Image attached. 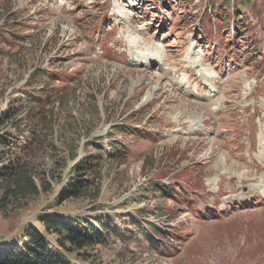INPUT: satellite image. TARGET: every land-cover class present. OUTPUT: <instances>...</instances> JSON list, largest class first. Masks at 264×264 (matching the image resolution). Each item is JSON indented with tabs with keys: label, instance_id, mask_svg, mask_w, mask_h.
<instances>
[{
	"label": "rangeland",
	"instance_id": "rangeland-1",
	"mask_svg": "<svg viewBox=\"0 0 264 264\" xmlns=\"http://www.w3.org/2000/svg\"><path fill=\"white\" fill-rule=\"evenodd\" d=\"M24 92L54 106L39 157L51 190L0 216V246L44 219L101 216L125 241L74 264H264V198L238 205L264 179L261 141L249 149L264 134V0H0V117ZM27 107L36 121L0 131L42 130ZM94 138L122 158L102 164L98 198L61 201Z\"/></svg>",
	"mask_w": 264,
	"mask_h": 264
},
{
	"label": "trees",
	"instance_id": "trees-1",
	"mask_svg": "<svg viewBox=\"0 0 264 264\" xmlns=\"http://www.w3.org/2000/svg\"><path fill=\"white\" fill-rule=\"evenodd\" d=\"M223 20L224 25L231 21L227 17ZM39 80L46 81V74ZM38 96H44V93H37L36 97ZM17 102L40 107V114L37 117L40 118L42 130L33 125L29 129L30 137L26 140H23L21 133L14 136L0 131V216L4 218L26 209L33 199L51 190L46 179V170L43 169L46 162L44 160L40 162L39 157L44 153L42 148L46 142L44 139L52 131L49 125L52 123L54 106L43 109L39 105V99L33 100L29 92H24L9 107L8 113L0 117V126L12 122V127L17 128L18 122L14 120L20 113H24L21 122L26 121L29 124L36 121L32 118L35 115L34 111L31 113L32 108L27 105L18 106ZM118 145L110 143L103 148L99 144V138H94L90 146L96 148L95 151L75 165L71 171L69 184L61 191L60 200L89 199L91 196L98 198L102 164L122 158ZM77 157L75 153L72 159L76 160ZM157 189L160 191L158 197L168 199L183 194L170 187L158 186ZM41 226L42 229L29 226L24 230L18 243L0 246V264H74L70 257L73 254L81 258L84 256L83 253L87 255L89 250L106 249L125 241L121 224L111 217L44 219ZM151 227L144 223L140 229L147 231ZM150 233L152 236L142 233L150 242H153L152 237L162 234L155 228ZM50 238H54V242Z\"/></svg>",
	"mask_w": 264,
	"mask_h": 264
},
{
	"label": "bare ground",
	"instance_id": "bare-ground-1",
	"mask_svg": "<svg viewBox=\"0 0 264 264\" xmlns=\"http://www.w3.org/2000/svg\"><path fill=\"white\" fill-rule=\"evenodd\" d=\"M158 66V67H161V66H164L165 65V59L162 57V56H160V58H156V59H154V61L151 63V66ZM196 68H198L197 66H195ZM201 72V71H200ZM200 76V78H202V80H203V78L205 77V76H203V75H199ZM205 86H207V88H209L210 90L211 89H214L213 87H211V85H210V87H208V85L206 84ZM196 114V113H195ZM192 117V116H191ZM198 120V119H197ZM200 120V119H199ZM194 122V121H193ZM198 123V122H197ZM263 137H264V134L262 133L261 135H259V137H257V140H250V144H249V149H251L252 147H255V144H256V142H259L258 141V139L261 141V142H259L260 144H262L263 145V147H264V139H263ZM255 159L256 160H258L259 161V163H260V165H262V168H261V172H263L264 173V164H261V163H264V149H262L261 150V153H260V155H256L255 156ZM255 167V166H254ZM235 169V168H234ZM234 171H236V170H234ZM256 173H257V170H256ZM236 175V174H235ZM245 174H243V176H244ZM247 176V175H246ZM234 177V176H233ZM232 177V178H233ZM239 177H241V175L239 176ZM238 177V178H239ZM250 177V176H249ZM242 179V178H241ZM249 179V178H248ZM248 179H247V181H248ZM237 180V179H236ZM239 180V179H238ZM244 180H246V178L244 179ZM250 180V179H249ZM251 181H255V180H251ZM214 183V182H213ZM212 183V184H213ZM237 183H239V182H237ZM247 183V182H246ZM245 183V184H246ZM244 184V185H245ZM251 185H252V187H253V189H251V193H250V190L248 191V192H246V194H244V196H243V199L245 198V200H246V202H244V201H239L238 202V205L239 206H242V205H247V204H251V203H253V201H254V193H255V191H259V193H261L260 195L264 198V179H263V181H262V184L261 185H259V184H257V183H255V182H252L251 183ZM238 186V185H237ZM240 188H241V186H240ZM234 189V188H233ZM233 192H235V191H233Z\"/></svg>",
	"mask_w": 264,
	"mask_h": 264
}]
</instances>
